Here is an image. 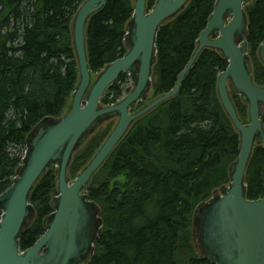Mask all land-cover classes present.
<instances>
[{
    "label": "trees",
    "instance_id": "16d2710c",
    "mask_svg": "<svg viewBox=\"0 0 264 264\" xmlns=\"http://www.w3.org/2000/svg\"><path fill=\"white\" fill-rule=\"evenodd\" d=\"M84 1L0 0V193L17 176L29 133L45 118H59L75 89L78 68L71 23ZM215 1L190 0L158 29L153 97L174 87ZM154 2L147 0V10ZM133 5V0H107L88 20L85 39L91 73H99L125 54ZM244 7L247 44L254 53L264 42V0ZM226 67L221 53L203 50L178 95L137 119L92 175L83 193L97 207L101 228L81 264H214L195 253L189 228L194 209L228 181L226 168L239 154V136L216 93L217 77ZM130 76L121 73L106 89L101 104L120 101L131 90L124 88ZM234 96L243 121L245 111ZM261 122L264 127V111ZM102 137H92L73 153L67 168L72 181L98 150ZM49 168L30 193L36 217L20 235L21 251L44 234L54 211L57 170ZM245 184L248 200L263 197L261 144L254 145Z\"/></svg>",
    "mask_w": 264,
    "mask_h": 264
},
{
    "label": "water",
    "instance_id": "95a60500",
    "mask_svg": "<svg viewBox=\"0 0 264 264\" xmlns=\"http://www.w3.org/2000/svg\"><path fill=\"white\" fill-rule=\"evenodd\" d=\"M189 1L155 0L152 8L147 10V0H134L133 16L125 35L129 48L121 58L106 65L92 84L85 28L107 0H85L79 6L71 23L72 47L78 68L71 105L61 117L45 118L33 128L17 177L0 193V264H81L87 261L101 220L97 207L83 193L84 187L137 119L178 95L187 73L205 49L221 53L228 62L217 77L216 93L239 136V154L229 167V185L199 207L195 223L203 257L214 264H264V195L248 200L245 184V171L255 139L259 138L264 147L261 122L264 86L253 83L249 66L246 67L244 5L248 0H216L206 27L200 32L195 49L174 87L132 112L134 106L146 99L151 86L158 29L180 13ZM216 33L218 36L211 38ZM239 35L243 36L241 46L234 40ZM258 57L264 66V42L258 47ZM121 73L135 76L133 88L117 103L102 105L100 99ZM227 82L234 93L248 103L247 123L239 118ZM109 115L118 118L113 130L70 182L67 168L72 154L91 133L92 126ZM43 122L46 124L40 125ZM52 165L57 166L54 211L44 234L32 247L21 251L19 238L32 216L30 193Z\"/></svg>",
    "mask_w": 264,
    "mask_h": 264
},
{
    "label": "rangeland",
    "instance_id": "374dc122",
    "mask_svg": "<svg viewBox=\"0 0 264 264\" xmlns=\"http://www.w3.org/2000/svg\"><path fill=\"white\" fill-rule=\"evenodd\" d=\"M251 2H253V0H248V5ZM244 9H245V7H244ZM130 22L131 21H129V23L127 24V28L129 26ZM124 45H125L126 50H127L129 48V45H130L129 40L127 38L124 39ZM247 60L249 62L250 73L252 75L253 83L255 85H257V86H264V77L262 75V72L264 71V66H263V64L261 63V61H260V59L258 57V50L255 51L254 53H252L251 49L248 48V50H247ZM97 75H98V73H92L91 84L95 81ZM131 77L133 78V80H131V79L129 80L128 79V82H127V84L124 85V88H129V89H132L133 88L135 76L133 75ZM77 82H78V77H77ZM228 85L229 84L227 82V86ZM229 91L231 92L230 95L232 96L233 95V92L231 90H229ZM125 95H126V93H125ZM153 95H154L153 94V90H152V88L150 86V89L147 92L145 101L142 102V105L141 104H138V105L134 106V109L132 110V112H135L136 110H138L139 108H141V106L145 105L146 103H148L149 101H151L152 99H154L155 97H153ZM234 97H235V100L236 101H239V103L241 104L242 111H245V116H243V121L244 122H247L248 121V103L241 96H234ZM71 98H72V94L69 97V99L67 101V104H66V106H65V108H64L63 113L61 114V116L64 115L68 111L69 106L71 105ZM217 98H218V95H217ZM218 101H219V98H218ZM219 103H220V101H219ZM220 105H221V103H220ZM261 110L263 112L264 111V107H261ZM117 119L118 118L116 116L109 115L107 117H103L100 121H98V123L94 124L92 126L91 133H89L84 138L83 142L81 143V146L78 147L77 149H75L74 154L77 152L78 149H80L84 144H86L92 137H94L96 135H100V136H103L104 137V138L102 137V143H103L104 140L107 138V136L110 134V132L113 130V128H114V126H115V124L117 122ZM101 144H100V146H101ZM233 163H234V161H232L231 165ZM21 166H20V168H21ZM229 167L226 168L228 181L223 186H219V187L215 188L212 191V193H211V197L212 196H217V195L221 194V189L223 187H226V186L229 185V183H230ZM49 169H55V171H56L57 170V166L56 165H52ZM17 175H18V172H17ZM67 177H68L69 181L72 182V176L67 175ZM15 178H14V180H15ZM120 179H122V178L120 177ZM204 203H206V202H204ZM204 203L199 204L194 209V211L192 213V217H191L190 228H189L190 236L192 237V240H193L192 242H193V245H194L195 253L198 254L199 256H203V253H202V248H201V245H200V242H199V238H198V229H197L195 220H196V218L199 215V207L200 206H203ZM52 204L55 206L54 200H53ZM31 209H32V211H31L32 216H31V219L28 220L29 221L28 223H30L36 217L35 216V210L33 208H31ZM47 220H48V218H47Z\"/></svg>",
    "mask_w": 264,
    "mask_h": 264
},
{
    "label": "flooded vegetation",
    "instance_id": "af4514ba",
    "mask_svg": "<svg viewBox=\"0 0 264 264\" xmlns=\"http://www.w3.org/2000/svg\"><path fill=\"white\" fill-rule=\"evenodd\" d=\"M246 19H247V16H246ZM247 28V27H246ZM218 36V33H216V34H214V35H211V38H215V37H217ZM244 36H245V38H247L246 37V31H244ZM242 35H239V36H237V37H234V40H235V42L237 43V45H239V46H241L242 45ZM246 45H247V50H248V44H247V39H246ZM127 51V50H126ZM246 57H247V51H246ZM227 64H228V62H227ZM249 66V62H248V60H247V63H246V67H248ZM249 73H250V66H249ZM251 74V73H250ZM252 76V75H251ZM131 77V76H130ZM131 79L133 80V78L131 77ZM252 81H253V79H252ZM228 89L229 90H231L232 92H233V95H235V96H240V95H237V94H235L234 93V91H233V89H232V87H231V85L229 84V87H228ZM231 92L229 91V94H230ZM230 97H231V100H232V96L230 95ZM232 102H233V100H232ZM234 104V103H233ZM235 106V105H234ZM236 108V107H235ZM262 110H261V116H262ZM240 118V117H239ZM242 121V120H241ZM243 123H247V122H244V121H242ZM46 123H41L40 125H42V126H44ZM264 128V127H263ZM255 144H260V139L259 138H257V139H255V143H254V145ZM253 148H254V146H253ZM202 253H203V250H202Z\"/></svg>",
    "mask_w": 264,
    "mask_h": 264
},
{
    "label": "bare ground",
    "instance_id": "6f19581e",
    "mask_svg": "<svg viewBox=\"0 0 264 264\" xmlns=\"http://www.w3.org/2000/svg\"><path fill=\"white\" fill-rule=\"evenodd\" d=\"M76 13V12H75Z\"/></svg>",
    "mask_w": 264,
    "mask_h": 264
}]
</instances>
